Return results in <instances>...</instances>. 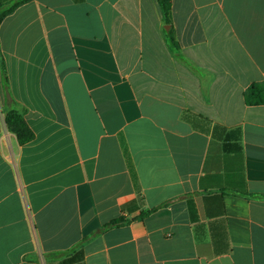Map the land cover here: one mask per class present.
I'll return each instance as SVG.
<instances>
[{"label":"crops","instance_id":"crops-1","mask_svg":"<svg viewBox=\"0 0 264 264\" xmlns=\"http://www.w3.org/2000/svg\"><path fill=\"white\" fill-rule=\"evenodd\" d=\"M171 1L172 27L158 0H26L3 17L0 264L80 246L73 264H264V102L247 100L264 86V0ZM16 104L24 145L3 113Z\"/></svg>","mask_w":264,"mask_h":264},{"label":"trees","instance_id":"trees-1","mask_svg":"<svg viewBox=\"0 0 264 264\" xmlns=\"http://www.w3.org/2000/svg\"><path fill=\"white\" fill-rule=\"evenodd\" d=\"M158 1L163 11L165 24L167 26L172 27V1L171 0H158ZM24 2H26V0L17 2L9 10L5 11L0 17V23L4 16L11 13L15 8H17L20 4ZM167 38H168L170 47L173 49L178 60L181 63L187 64L184 58L179 53L180 47H179L178 42L175 39L172 29L168 31ZM4 79H5V82H7L5 72H4ZM260 93H264V86H258V85L253 86L247 94L248 102L249 103H263L264 98H260V96H258ZM3 113L5 114V122H6L8 130L11 133L16 135L20 145L29 143L34 139L35 135L32 132V130L29 128L27 122L25 121V118H24L25 110L23 108L19 107V105L16 104L14 106L6 107V109L3 110ZM165 206H167V204L161 207L152 209L150 211L144 212L142 213L141 218L145 219L148 216H151L152 214L157 212L160 208L165 207ZM125 223L126 222L124 220H119V221L106 225L103 228V230L107 228H111V227L122 226ZM83 259H84L83 247L80 246V248L76 250L72 256L68 257L66 260H64L60 264H73V263L81 262L83 261Z\"/></svg>","mask_w":264,"mask_h":264},{"label":"water","instance_id":"water-1","mask_svg":"<svg viewBox=\"0 0 264 264\" xmlns=\"http://www.w3.org/2000/svg\"><path fill=\"white\" fill-rule=\"evenodd\" d=\"M170 27H167V29H169Z\"/></svg>","mask_w":264,"mask_h":264}]
</instances>
